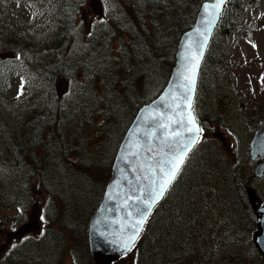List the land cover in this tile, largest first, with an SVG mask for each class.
Masks as SVG:
<instances>
[{"label": "trees", "instance_id": "16d2710c", "mask_svg": "<svg viewBox=\"0 0 264 264\" xmlns=\"http://www.w3.org/2000/svg\"><path fill=\"white\" fill-rule=\"evenodd\" d=\"M148 1L112 0L111 4L120 10L119 15L114 17L110 14L101 22L95 20L91 29L107 26V31L98 35L93 30L80 35L76 13L81 2L49 1L53 26L50 45L46 47L48 57L42 66L28 67L37 83L26 89L24 102L17 111L12 114L8 110L21 125L22 131L27 128L31 136L10 146L6 140H16L3 120V128L0 129L1 144L6 149L4 151L0 146V166L17 178L16 193L11 190L13 194L8 193L7 197L27 204L30 199L27 192L35 177L41 190L47 194L48 204L43 210V220L48 225L52 222L55 227L51 225L49 228L52 230L43 234V238L54 230L56 235L64 233L70 238L73 234L77 235L80 227L82 231L85 226L86 231L126 128L137 109L152 100L166 84L174 64L179 36L193 23L203 0H176L165 8L151 6L149 9L145 5ZM224 33L225 29L219 25L200 67L193 109L202 133L208 129L203 113L209 115V112L203 107L201 99L204 90L211 87V66L218 58L219 41ZM23 38L17 32L15 36L10 34L4 43L20 53L21 46L25 44L20 43ZM73 39H79L95 57L90 70V83H93L96 74L101 80V94L94 93L91 88L92 95L86 94L87 102L80 109L82 115L93 114L92 117L100 120L94 133L102 142L86 150H81L82 143L74 141L67 144L61 123L67 104L59 86L70 83L74 78L67 59V50L71 49ZM115 41L116 49L113 48ZM43 127L49 129V134L37 139ZM201 142L189 154L180 174L147 221L132 250V264H167L180 259L191 263L199 261L200 264L205 255L211 256L209 243L216 248L223 242L252 241L257 229L252 201L264 205L263 200L254 196L252 183L255 178L237 167L239 160L230 163L224 154L213 150L212 146L204 147ZM41 145L43 159L33 158L27 152ZM197 154L200 156L198 161L195 158ZM81 190L84 197L79 199L76 195ZM207 212L210 220L204 228L207 233H203L204 229L199 228L201 220H197ZM59 226L64 228L63 232L58 230ZM77 246L76 240H21L5 252L3 264L4 260L10 264H56L67 250L78 264H86L77 259ZM254 248L259 263L263 264ZM82 256L85 261L89 260L84 252Z\"/></svg>", "mask_w": 264, "mask_h": 264}, {"label": "rangeland", "instance_id": "374dc122", "mask_svg": "<svg viewBox=\"0 0 264 264\" xmlns=\"http://www.w3.org/2000/svg\"><path fill=\"white\" fill-rule=\"evenodd\" d=\"M49 1L0 0V129L3 128L1 125L3 120L7 125L6 129L16 140L15 142L6 140L10 146L31 136L30 130L27 128L22 131L21 125L16 118L8 113V110L13 114L24 102V93L18 98L22 81L24 92L37 83L31 77L28 67L30 68L32 65L40 67L48 57L46 47L50 45L49 37L53 26ZM75 1L81 2L79 11L76 13L77 22L80 23V35L86 34L89 30H93L96 35L106 32L107 26L103 25L91 29L94 21L101 22L110 14L116 17L120 12L119 8L111 4L112 0ZM174 1L176 0H149L145 5L148 9L151 6L165 8ZM224 8L219 25L223 26L226 33L219 41L218 58L211 66V87L204 90L205 93L201 99L203 107L208 110L209 115L206 112L203 113V121L207 122L208 129L202 133L200 140L204 147L212 146L213 150L224 154L228 162L235 163V160H239L240 163L237 167L243 168L246 174L252 176L255 162L250 160L249 141L258 122L264 120V0H229ZM219 31L221 32L220 27ZM17 32H19V36L24 37L20 43H25L21 46L20 53L16 49L7 47L4 43L8 41L10 34L15 36ZM219 34L216 35V38ZM71 42V49L67 50V59L71 63L76 82L72 78L70 83L65 82L59 86L61 95L64 94L67 104L61 123L67 144L74 141L82 143L81 150H86L87 147L93 148L95 144L102 142V139L94 133L100 120L92 117L93 114L82 115L80 109L87 102L86 94L92 95L91 88L94 93L101 94V80L96 74L93 83H90L91 79L89 80V78L92 75L90 70L95 57L86 46L82 45L79 39H73ZM116 44L117 41L113 42L114 49L117 47ZM225 126H229L230 129ZM48 134L49 129L43 127L37 135V139ZM1 139L0 134V146L5 151ZM24 148L21 149L23 153L25 152ZM42 149L41 145L36 149H28L27 152L33 158L43 159ZM195 158L198 161L200 156L197 154ZM16 181L17 178L9 175L8 171L0 166V264H3L5 252L12 246L21 240H32V238L36 240H76L79 262L94 264L88 251L87 228L85 231V226H83L80 231V227L76 232L77 235H72L73 238L67 235L65 237L64 233L56 235V230L51 232V236L43 238V234L52 230L49 228L51 225L55 227L52 222L48 225V222L42 219L44 207L48 204L47 194L41 190L38 179L35 177L27 192L30 198L27 204L20 203L16 199H9L8 193L13 194L10 193L12 190L15 194L17 191ZM13 184H15L14 188H12ZM252 186L255 198L264 201V178L255 179ZM95 196L96 189L94 187L93 198ZM76 197L82 199L84 191L81 190ZM209 218L210 215L207 212L201 219H198L197 221L201 220L199 228H206ZM26 223L35 224L36 230L28 232L20 238L15 237L13 233ZM58 230L63 232L64 228L59 226ZM203 233H207V229H204ZM205 236L208 238L207 234ZM246 241L223 242L219 243L216 248L213 243H209L211 256L205 255L200 264H260L253 250L255 247L253 242ZM256 251L259 254L257 249ZM83 252L86 254V258L89 257V260L85 261V257L82 256ZM132 253V251L129 252L116 264H132ZM259 256L261 257L260 254ZM4 261L5 264H10L7 260ZM56 264H78V262L67 250L58 258ZM167 264H199V261L191 263L187 259H180Z\"/></svg>", "mask_w": 264, "mask_h": 264}, {"label": "water", "instance_id": "95a60500", "mask_svg": "<svg viewBox=\"0 0 264 264\" xmlns=\"http://www.w3.org/2000/svg\"><path fill=\"white\" fill-rule=\"evenodd\" d=\"M226 2L227 0H225ZM205 3L211 4L214 3V0L203 1L199 5L192 26L180 35L175 49L174 65L165 86L155 98L138 108L117 147L101 200L88 223V248L94 264H111L129 252H125L120 246V242L128 234L123 230L126 225H130L132 221L139 218L136 214V205L132 201L135 200L140 186L147 185L148 183L142 177L151 175L147 170L141 172L140 166L143 165L146 169L149 158L152 156V153L147 152L146 149L151 147L155 151L159 146V138L166 134L165 130L154 126L157 121L141 118L160 112L168 115L171 114L170 110L161 104L160 97L165 95V93L176 95L177 91L173 88V85L183 82L182 80H178V76L184 71L182 64H186V61L182 57L186 54L187 36L191 33L193 34V39H197L194 29L201 26V20L204 16L203 5ZM225 3L221 6V12ZM219 18L220 15L216 18V22L211 29V34L208 36L207 43L203 49V56L199 61V67L195 69V89L191 94L192 110L199 69ZM190 54L195 55L196 50H193ZM189 75H191V71H189ZM168 99L169 97L166 96L165 100L167 101ZM192 115H194L193 111ZM249 147L250 159L251 161H255L252 175L254 178H262L264 177V120L258 122V127L253 133ZM135 152H139V155H133ZM144 195L147 194L144 193ZM161 201L162 199L158 203ZM141 208H143L142 205ZM252 210L257 219V230L253 234L252 241L261 255L264 264V205L254 202ZM36 228L37 226L32 223L23 224L14 233V236L20 237L26 232L35 231Z\"/></svg>", "mask_w": 264, "mask_h": 264}, {"label": "snow or ice", "instance_id": "6c2138e0", "mask_svg": "<svg viewBox=\"0 0 264 264\" xmlns=\"http://www.w3.org/2000/svg\"><path fill=\"white\" fill-rule=\"evenodd\" d=\"M224 3L225 0H214V3L211 4L205 3L203 5L204 16L201 20V26L194 29L197 39H193V34L191 33L187 36L186 54L182 57L186 64H182L184 71L178 76V80L183 82L173 85V88L177 91L176 95L165 93V95L160 97L161 104L168 108L171 114L160 112L141 118L157 121L154 126L165 130L166 134L159 138V146L155 151L151 147L146 149L147 152L152 153L146 169L145 166H140L141 172L147 170L151 175L142 177L148 183L140 186L135 200L132 201L136 205V214L139 218L132 221L130 225H126L123 230L128 233L126 238L120 242V246L125 252L131 251L135 246L153 207L163 199L165 193L168 192L180 174L189 153L200 142V133L203 132V129L198 125L195 116L192 115L191 104V94L195 89V69L199 67L204 46L207 43L208 36L211 34L216 18L221 14V6ZM193 50H196L195 55L190 54ZM189 71H191V75H189ZM23 93L24 83L22 81L18 91V98ZM166 96L169 97L167 101L165 100ZM133 155H139V152H135ZM144 193L147 195H144ZM141 205L143 208H141Z\"/></svg>", "mask_w": 264, "mask_h": 264}, {"label": "bare ground", "instance_id": "6f19581e", "mask_svg": "<svg viewBox=\"0 0 264 264\" xmlns=\"http://www.w3.org/2000/svg\"><path fill=\"white\" fill-rule=\"evenodd\" d=\"M212 38V37H211ZM210 41H211V39H210ZM203 59H204V57H203Z\"/></svg>", "mask_w": 264, "mask_h": 264}]
</instances>
